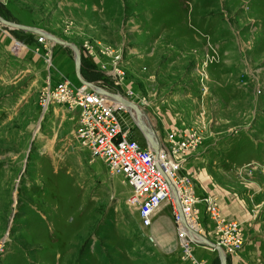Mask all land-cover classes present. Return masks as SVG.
<instances>
[{
    "label": "rangeland",
    "instance_id": "rangeland-1",
    "mask_svg": "<svg viewBox=\"0 0 264 264\" xmlns=\"http://www.w3.org/2000/svg\"><path fill=\"white\" fill-rule=\"evenodd\" d=\"M0 15L76 44L83 78L138 104L159 142L196 131L202 144L187 160L210 155L232 182L264 168V0H0ZM37 34L0 22V264H184L178 237L159 240L123 177L90 161L77 111L39 109L43 78L25 60ZM88 40L122 51L123 81L84 53ZM168 222L158 221L166 236Z\"/></svg>",
    "mask_w": 264,
    "mask_h": 264
},
{
    "label": "built area",
    "instance_id": "built-area-1",
    "mask_svg": "<svg viewBox=\"0 0 264 264\" xmlns=\"http://www.w3.org/2000/svg\"><path fill=\"white\" fill-rule=\"evenodd\" d=\"M37 42L35 50L43 51L47 66L39 109L45 113L52 104L61 103L77 111L76 138L82 147L89 149L91 162L101 158L112 174L121 175L131 187L128 200L137 209L142 225L151 226L154 214L166 202L171 206L183 261L208 264L193 254L195 242L188 229L204 234L201 223L205 219L212 223L214 242L226 256L242 249L246 243L243 223L226 217L216 196L199 194L190 173L184 169L186 157L202 144L197 132L173 128L155 151L144 136L143 142L133 137L132 127L136 122L121 102L80 80L75 82L66 76L55 79L54 42L43 34H37ZM82 48L85 54L101 63L107 75L118 81L125 79L122 51L98 40L85 41ZM200 208L203 216L199 215Z\"/></svg>",
    "mask_w": 264,
    "mask_h": 264
},
{
    "label": "crops",
    "instance_id": "crops-1",
    "mask_svg": "<svg viewBox=\"0 0 264 264\" xmlns=\"http://www.w3.org/2000/svg\"><path fill=\"white\" fill-rule=\"evenodd\" d=\"M36 38L34 36L35 41L33 44L36 43ZM11 46H13L12 51L15 53L20 52L23 48L25 49V47L21 48L19 44L17 45L16 42H13ZM29 46L27 44L26 49L28 52L25 55V60L28 64L26 71L38 68L41 72V78H43L47 72L43 51H36L33 49V45ZM52 49L54 78L59 79V76L62 75L72 81H78L76 74L77 79L72 76L71 66L68 63L69 56L65 51L64 45L55 43ZM32 80L28 85V89H31L33 84L37 82L36 78ZM184 169L191 174L199 194L217 196L223 214L230 219H236L243 223L246 245L238 254L228 256L227 264H264V168L253 169L249 173L247 171H244L243 174L238 173V175L236 174L238 180L232 182V180L227 178L226 173H223L221 166H213L210 155L204 154L201 157H196L195 155L190 160H186ZM222 174L224 175L222 176ZM251 174H255L252 179L241 181V178ZM228 175H231V173H228ZM201 210L200 208L199 215L203 216ZM163 215H166L169 219L168 229H170V235L168 236L160 232L161 226L158 224ZM203 224L205 227L203 235L213 241L212 223L205 219ZM149 228L152 233L154 231L159 233L156 236L164 244L175 242L177 231L169 203L164 202L161 204L154 214L152 225ZM153 234L155 235V233ZM192 250L198 259L204 258L205 261L208 260L206 261L208 264H211L209 261H212L214 257L211 250L214 249L204 244L195 243ZM176 253L177 257L181 258V252L177 250ZM183 263L188 264L187 261H183Z\"/></svg>",
    "mask_w": 264,
    "mask_h": 264
},
{
    "label": "water",
    "instance_id": "water-1",
    "mask_svg": "<svg viewBox=\"0 0 264 264\" xmlns=\"http://www.w3.org/2000/svg\"><path fill=\"white\" fill-rule=\"evenodd\" d=\"M0 22L3 23L4 25L11 27V28L29 30V31H33V32L38 33V34H43L44 36L47 37V39L53 41L54 43H58V44H62L64 46L71 47L74 51V54H75L74 59H75V71H76L77 78L82 83L86 84L87 86H89L91 88H96L101 93H103L107 96L113 97L116 100H118L119 102L125 104L127 106L128 110L131 112V114H132V116L136 122V125L140 128L141 132L143 133V135L146 138L149 145L155 151H157L159 149V140L156 137V135L153 133L152 129L141 118L142 117L141 113H143V111L139 107L138 104H136L135 102L129 101L128 99L124 98L123 96L116 94V93H113V92L107 90L106 88L99 86V85H96L94 82L87 81L86 79L83 78V76L81 74V53H80L79 48L76 44H74L70 41L61 39V38H59V37H57L51 33H48L47 31L40 29L38 27H33V26L17 23L14 21L6 20L1 15H0ZM182 221L188 227L184 218L182 219ZM188 229H189V234L195 243H201V244L207 245V246L215 249L218 252L221 264H226L227 257H226V254L224 253V250L222 249L221 246H219L217 243L210 240L208 237L204 236L203 234L195 231L191 227H188Z\"/></svg>",
    "mask_w": 264,
    "mask_h": 264
},
{
    "label": "bare ground",
    "instance_id": "bare-ground-1",
    "mask_svg": "<svg viewBox=\"0 0 264 264\" xmlns=\"http://www.w3.org/2000/svg\"><path fill=\"white\" fill-rule=\"evenodd\" d=\"M9 34V33H8ZM17 43V45L19 44V46L21 45V43H18V42H16ZM15 47V46H14ZM30 47V46H29ZM16 48V47H15ZM12 50V49H11ZM77 79V78H76ZM123 104V103H122ZM124 105V107H126L127 108V106L125 105V104H123ZM128 109V108H127ZM142 114V119H143V121L149 126V123H148V119H147V117H146V115L144 114V113H141ZM150 127V126H149ZM151 128V127H150ZM153 131V130H152Z\"/></svg>",
    "mask_w": 264,
    "mask_h": 264
}]
</instances>
